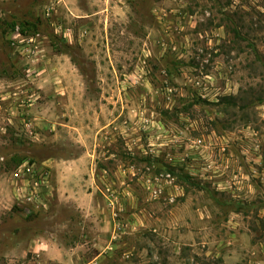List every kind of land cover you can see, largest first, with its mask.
I'll use <instances>...</instances> for the list:
<instances>
[{"label":"rangeland","instance_id":"1","mask_svg":"<svg viewBox=\"0 0 264 264\" xmlns=\"http://www.w3.org/2000/svg\"><path fill=\"white\" fill-rule=\"evenodd\" d=\"M102 1L87 24L0 0V264H66L44 238L81 264H264V0ZM24 160L44 209L17 202Z\"/></svg>","mask_w":264,"mask_h":264},{"label":"crops","instance_id":"2","mask_svg":"<svg viewBox=\"0 0 264 264\" xmlns=\"http://www.w3.org/2000/svg\"><path fill=\"white\" fill-rule=\"evenodd\" d=\"M54 3V6H60L63 4L65 6L69 13L76 18L83 19L81 20L82 22H85L87 24L92 23L95 19L94 14H97L99 10L104 9L102 4L104 1L102 0H85L86 7L85 10L78 8L79 5V0H52ZM101 1V2H100ZM52 6V5H51ZM54 8V7H53ZM101 8V9H99ZM71 29V28H70ZM48 162H52V160H47ZM77 159H61V160H55L54 164L57 167L58 170V191H59V196L61 200L69 203H78L79 206H84L83 203H81V199L87 198V201L92 197V192H86L84 189V185L88 184H83V181H77L74 175V168L77 165ZM65 173H67V176H69V179L67 180V183H63V177L65 176ZM80 180V179H79ZM74 184V182H76ZM90 181V180H89ZM65 184V185H63ZM79 184V185H77ZM87 194V195H85ZM82 197V198H81ZM89 198V199H88ZM86 201V203H87ZM86 205V204H85ZM90 214V212H89ZM38 238H33L30 242V247H35L38 245ZM40 245V244H39ZM41 245L43 246H49L51 247V251L54 253L52 254H61V258L58 260L59 262H63L66 264H81V260L85 258L83 255H75L77 252L78 247H71L68 250H66L63 247H60L56 244L54 240H48L45 239L43 242H41ZM68 252L69 256L65 253ZM50 254V253H49ZM51 254V255H52ZM53 256H50V258ZM86 264V263H85Z\"/></svg>","mask_w":264,"mask_h":264},{"label":"built area","instance_id":"3","mask_svg":"<svg viewBox=\"0 0 264 264\" xmlns=\"http://www.w3.org/2000/svg\"><path fill=\"white\" fill-rule=\"evenodd\" d=\"M26 126L32 132L30 123H26ZM10 176L18 204L26 205L28 212L33 208L48 207L54 193V186L51 170L47 165L24 160L11 171Z\"/></svg>","mask_w":264,"mask_h":264},{"label":"trees","instance_id":"4","mask_svg":"<svg viewBox=\"0 0 264 264\" xmlns=\"http://www.w3.org/2000/svg\"><path fill=\"white\" fill-rule=\"evenodd\" d=\"M15 26L16 25H14V23L11 24L12 29H14ZM25 27L26 26H23V28H21V31L19 30V32L22 33V34H28L27 31H26V29H25Z\"/></svg>","mask_w":264,"mask_h":264}]
</instances>
